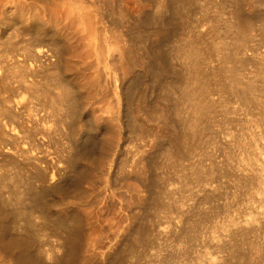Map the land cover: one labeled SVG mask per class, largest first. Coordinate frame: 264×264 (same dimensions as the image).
<instances>
[{
	"label": "rangeland",
	"instance_id": "obj_1",
	"mask_svg": "<svg viewBox=\"0 0 264 264\" xmlns=\"http://www.w3.org/2000/svg\"><path fill=\"white\" fill-rule=\"evenodd\" d=\"M181 1L183 2L184 0H0V16L2 17H0V68L3 65L8 66H6L5 69L3 68V73V69L1 68L2 70H0V106L2 105L0 107V199L2 201V205H0V208L2 210H5L6 208V210L4 211L6 212L5 217L3 218L6 225L2 224V222L0 224L4 225L3 231L4 235L7 238L14 236L16 233L17 236H23H19L21 238L27 237L28 240L25 239V249H30V251L28 250V253L29 255L32 254L31 261H34V264H42V262H44L43 260H45L44 264L54 263L56 261V258L64 252L63 250H65V248L63 240L65 239L66 231L63 230H66V225L62 224L63 219H58L59 215L62 213H65L66 216L68 213V220L65 221H68L67 223L75 226L76 231L79 230L76 233L78 237L76 238L75 236L74 248L77 250V252L75 251V249H72V253H74L75 251V253L77 254H73V260L71 256L72 263L70 262V264H228L227 261H230V264H264V95H262L264 93V88H262L264 87V60H262V58H264V51L262 49L264 47V0H189V2H187L188 0H185L183 4L181 3L182 5L180 4ZM166 2L169 4H167ZM234 8L235 10H233ZM159 9L163 10L160 11ZM177 9L179 10V12ZM181 10L184 11L182 12V15H185L184 18L187 15V19L185 18L186 20H184L186 22L183 21L184 18L181 15ZM234 11H236V13ZM231 12L234 14H232ZM148 14L151 16H147ZM163 15L165 18L163 17ZM168 16L170 19L173 17V20H169ZM242 16H244L245 18ZM156 17L158 18V20ZM149 18L152 21H155V23L150 21ZM163 18L166 21H164ZM156 20L159 23L156 22ZM159 20H161L162 23H160ZM149 21L152 23H150ZM245 21H249L250 23ZM174 22H176L177 24L179 22V24L177 25ZM180 22L184 25V27H182V24V26L180 25ZM244 22L248 25L246 26ZM143 23L144 27L142 25ZM149 23L151 26L149 25ZM164 23L168 24V26ZM185 23L187 26H185ZM163 24L165 26H163ZM173 24L174 26H176L175 28L172 26ZM229 25H231L230 27L235 28L231 29ZM171 26L172 29H168ZM179 26H181V29ZM177 27L179 28L177 29ZM244 28L245 30H242ZM134 29L137 30V33ZM161 30L166 36L162 34V32H160ZM218 30L220 33L218 32ZM139 32H141V34H139L140 37L138 36ZM193 33H197L198 35H196L198 37L196 35L194 36ZM223 33L224 35H221ZM225 33L227 34V36ZM232 34H234V36H231ZM253 34L257 36H255L256 40L255 37L253 38ZM190 36H192L193 38L191 39ZM222 36H226L225 39H223ZM235 36H237L236 39ZM239 36L241 37V39H245L241 40ZM180 37H183L182 40H185L186 38L187 40L182 41ZM216 37L218 39H221L220 43L223 41V44H220L219 41H217ZM251 37L252 40H250ZM188 38L191 41H188ZM257 38H260L259 41H257ZM208 40H210L209 42L212 41L211 44L213 43V45L217 43V46L219 45V48L216 46V44L214 45V47L213 45H209ZM228 40L229 43L227 42ZM233 40L235 41V43ZM247 40H249L250 42H246ZM195 41H197L195 43L196 45L193 44ZM180 42L182 43L179 44ZM225 42L227 45L225 44ZM251 42L253 45H251ZM185 43L187 44L185 45ZM204 43H207L205 44V46L207 45V47H204L207 48L205 49L206 51L203 48ZM239 43L240 45L246 43V46H248V48L251 47L247 49L249 52H246V56L249 59L247 61L249 62H244L245 60L243 61V63L241 62V60L240 62H238L239 59L237 57L238 55L236 50L240 46ZM9 44L10 46H8ZM190 44L191 47L192 45H194L195 48L194 46L191 48ZM235 44L237 45L235 46ZM179 45L185 47H181ZM38 46H43V54H37V52H39L38 50L41 49V47L38 48ZM150 46L152 49H150ZM228 46L233 52L230 50V48H228ZM232 46H234L235 48ZM253 46H255L256 48L254 47L252 49ZM182 48L184 50L187 48L188 52H186L188 54H191V57H187L188 59L186 58L185 61L182 58H185L188 54L185 51L183 53ZM213 48L215 49V51L213 50ZM226 48L229 49V51ZM223 49H226L225 52ZM192 50L193 52H191ZM9 51L12 53H10ZM194 51L195 53L198 51V54L196 53L195 55ZM259 51L262 52V55L261 52L259 53ZM150 52L156 55H152ZM212 52L214 53L213 56ZM253 52L254 54H252ZM255 52L259 54L257 55ZM202 53L204 54V56ZM207 53L210 54L208 55ZM9 54H11L9 57L6 56ZM21 54L23 55V57ZM162 54V60L164 62L160 59ZM181 54L185 55L181 56ZM200 54L201 57L199 56ZM2 55H4V57ZM205 55L207 56L206 58ZM221 55L223 57H220ZM256 56L260 60L256 58ZM24 57H26L25 61ZM152 57L154 58L153 66H151ZM233 57L234 60H232ZM14 58H17L18 60ZM5 60L8 62H5ZM156 60L159 61L156 63ZM187 60H191V62ZM206 60L208 67H206L207 65H205ZM213 60L215 63L213 62ZM15 61L16 63H18V65L16 63H13ZM4 62L5 64H3ZM20 62H22L23 64ZM162 62L164 63V65ZM194 62H196V65H193ZM199 62L200 64L198 65ZM226 62H228L229 64H227ZM237 62L240 63V67ZM255 62H257V65H259V67L256 66ZM32 64L34 65V67ZM37 64L39 65V67ZM154 65H157L158 68ZM214 65L216 66L214 67ZM219 65H222L221 68H224L225 70H220L221 68L219 67ZM243 65L245 68L242 67ZM246 65L248 66L246 67ZM16 66L19 69L16 68ZM217 66L219 70L216 68ZM235 66H237L238 68H236ZM23 67L26 70H28V67H30L29 71H26ZM254 67L256 68V70ZM35 68L39 69L36 70ZM204 68H206V70L211 69V71L208 70V72H206ZM227 68L229 69V72ZM185 69L187 71H185ZM188 69L191 74H194L190 75ZM234 69L236 70V72ZM150 70L153 72L151 73ZM201 70H203L202 74L200 73ZM253 70L256 73L253 72ZM259 70L262 72H260ZM17 71H20L19 74ZM204 71L205 74H203ZM237 71L239 74L237 73ZM244 71H246V74L243 73ZM5 72L9 73L11 77H5L3 75L5 74ZM21 72L22 75L20 74ZM161 72H163L164 74L166 73V75ZM233 72L234 74H232ZM241 72L242 76H240ZM229 73L232 75L230 76ZM252 73H254V77ZM15 74H18L19 76H16ZM199 74L201 78H203L202 76L206 75L208 82L205 79L206 76L203 79H198V77H200ZM219 74L221 78H219L218 80ZM237 74L240 79L237 77ZM139 75L141 79H138ZM187 75L191 77H186ZM194 75L198 76L195 77ZM28 76L31 77L29 78ZM135 76L137 77L138 81H136L137 79ZM2 77L4 79H2ZM170 77L171 80H169ZM251 77L252 80L250 84V80L248 79H251ZM28 78L29 80H32L30 81V83ZM194 78H197L199 81H195ZM200 79L204 82L202 81L201 83ZM19 81H25L27 84H22V82ZM261 81H263L262 84ZM1 82L3 84H1ZM8 82L12 87L8 85ZM212 82H214L213 89ZM252 82L256 85H254L255 87L253 86V88L255 89L252 88ZM28 83L31 85V87ZM188 83L190 84V87ZM203 83L208 86H202ZM241 83L243 85H248L244 86L246 87L244 89ZM182 84L185 88H182V86H180ZM195 84L196 87H194ZM197 84H199L201 88L203 87L202 89L199 87V91L201 92L200 94L198 91L199 85L197 86ZM249 84L251 85V88ZM219 85L222 86L219 87ZM236 85L238 86L236 87ZM14 86L17 87L15 88ZM138 87L139 89H137ZM238 87L241 91L242 89L244 90V94L247 100L244 95V98L242 96L244 101L243 99H241V97H239L243 94V91L241 92ZM10 88L13 89L11 90ZM133 88L136 92L133 91ZM204 88L206 90H204ZM55 90L57 93H60L59 91L62 90H64L62 93L66 91L65 93L70 96L69 102H72L70 104L73 105L74 103V108L68 110V106H66V108L60 107L62 106V104H60L59 99L57 98L58 94L55 92ZM208 90L213 96L209 95L210 93L208 92ZM124 91L125 93H123ZM205 91H207L208 93ZM221 91H224V94H218ZM251 91L254 94H252ZM126 92H129V94H127ZM1 93L3 96L1 95ZM53 93H55L56 95ZM185 93L187 94V97ZM124 94L126 96V99H124ZM132 94L135 96L136 100ZM128 95H130L131 97H129ZM136 95L138 96L136 97ZM252 95L256 96L253 97ZM257 95L260 98L257 97ZM7 96H9V98H7ZM201 96H203L204 98ZM206 96L212 99H208ZM233 96H235L236 100L233 98ZM251 96L253 98L251 99V101H249ZM52 97H55V99ZM187 98H189V100L191 99V105ZM10 99L12 100L10 101ZM180 99H182L183 102ZM253 99H255L256 101ZM54 100L58 103H54ZM124 100L128 101V103ZM137 100L138 102H136ZM205 100L208 101V103ZM211 100H213L214 103ZM12 101L16 102L13 103ZM193 101L195 102L196 106L194 105ZM209 101L212 105L209 104ZM226 101H229L230 105L224 103ZM6 102L7 105H5ZM17 102L20 103L18 104V106ZM180 103L182 105H180ZM184 103H186L187 105V107L185 108L183 107ZM197 103H199L198 105H202L203 107L197 106ZM218 103L221 104L219 105ZM213 104L218 105L214 106ZM234 104H237V106L234 107ZM246 104H248L249 106H246ZM231 105L232 108L229 107ZM238 105H242V107H239ZM10 106L11 108L9 109ZM37 106L39 108L41 107V109H39ZM51 106H54V108ZM140 106L141 108H137ZM178 106H180V108ZM219 106L225 107V109ZM29 107H32V109H30ZM144 107H147L149 110L147 108L145 110ZM165 107L168 108H166V111L171 114V119L169 118L170 114L163 109ZM208 107H210V109ZM226 107L228 108L226 109ZM26 108H29L28 111L31 110L32 112H28ZM194 108H200V110L198 109L196 111H193L195 110ZM2 109H5L4 112L2 111ZM22 109L26 112L25 113L23 111L25 115L22 112ZM49 109L51 110V112L53 111V113H51ZM141 109L144 111V113ZM154 109L156 110V112L158 111V114L159 111H163L162 113L160 112V114L163 116H161L160 114H157V116L155 114L156 112H153L155 111ZM177 109L179 112H181V114L182 111L184 112L182 116L181 114L179 115ZM206 109L209 112H207ZM228 109L230 111H228L227 113L226 110ZM215 110H218V112H220H215ZM34 111L36 113H34ZM41 111L43 112L42 114ZM44 111L46 113L48 112L49 116L48 113L46 115ZM58 111H61V113H59ZM141 111L143 114H141ZM187 111L189 112V114L186 113ZM54 112L56 113L54 114ZM203 112L205 116L206 114L209 115L210 118L208 117V115L206 116V118L208 117L209 120L205 119V117L202 118ZM146 113H148L149 116L146 115ZM152 113H154V115ZM185 113L186 115H184ZM196 113L199 115H197ZM200 113L202 115H200ZM132 114L134 116H131ZM226 114L228 117L226 116ZM176 115H179V118ZM68 116H71V118H69ZM159 116L161 117L159 118ZM190 116L193 118H191ZM18 117L20 118V120ZM127 117L132 122H130ZM148 117L152 118L151 123L149 121V119L151 118L148 119ZM226 117L229 119H227ZM21 118H25V120H22ZM42 118L46 119L43 120ZM133 118H135L136 120ZM161 118L166 119L163 120ZM188 118L191 119V122H188L189 124L187 123V121L189 120ZM211 118H215L216 120H212ZM165 120L169 121H167V123L165 124ZM66 121L68 122L66 123ZM196 121L197 125L194 124L192 126V122L195 123ZM207 121L210 123H208ZM170 122L172 124H170ZM218 122L219 124L218 126H216ZM220 123L222 125H220ZM131 124L134 128L131 126ZM30 125L33 126L34 129L33 127H30ZM146 125L149 126L148 128L151 127L152 129L150 128L149 130H146L148 129ZM186 125L187 127L191 125L190 127H188L190 129H187V127L184 128ZM203 125H205V127L207 128L209 126L210 129L203 128ZM70 126L71 130L69 129ZM215 126L220 127L221 130H219V128H215ZM42 128L43 130L45 129L44 132L43 130H41ZM137 128L141 129L138 130ZM27 129H30V133L26 131ZM35 129L38 131H35ZM53 129L56 131L58 130V132L60 133L56 131L54 132ZM153 129H155L156 131ZM165 129L167 130L165 131ZM212 130L214 131L211 132ZM137 131L139 132L137 133ZM168 131L171 133V135L170 133H168ZM187 131H189V133ZM216 131L218 132V134L220 133L219 137ZM73 132L75 133L73 134ZM142 132L145 133L146 136ZM154 132L157 135L156 138ZM214 132L216 133L214 134ZM182 133H187V135H182L181 137ZM8 134H10L11 136H9ZM25 134L27 136H25ZM40 134L43 137L40 136ZM52 134L54 137L52 136ZM72 135H74L73 137L76 138L71 139L73 138ZM214 135L216 139H213ZM18 136L24 141H22ZM37 136H39L40 138ZM59 136L60 138H58ZM69 136L71 138H69ZM191 136L192 140L190 138ZM29 137L30 140L27 139ZM166 137L170 138L168 139ZM43 138L45 139L44 141ZM161 138H163L164 140ZM175 138H179V140H176ZM18 139H20L21 141ZM51 139H55V141H51ZM83 139L84 142H86L85 144L83 142ZM147 139L149 141H145ZM187 139L189 142L187 141ZM15 140L17 141V143L15 142ZM25 141H28V144ZM75 141L77 142V145ZM181 141L186 143L187 145H184V143H182ZM190 141L192 144L190 143ZM45 142H47L48 144ZM78 142L79 144L81 143V147L80 145L78 146ZM51 143L53 146L51 145ZM59 143L61 144L59 145ZM25 144H27L28 146ZM18 145L20 146L18 147ZM182 145H184V147ZM69 146H71L72 148ZM168 146H170L171 149ZM185 146H188L187 149L185 148ZM11 147L14 148L12 149ZM36 147L38 148L36 149ZM173 148H175L176 150ZM73 149L76 150L74 151ZM20 150H26L27 152L22 155V152ZM78 150L79 153L76 152ZM171 150L175 154V157L172 156L174 154L171 153ZM32 151H34V153ZM45 151L47 153H45ZM73 151L78 154L76 155ZM193 151L196 156L194 155ZM80 153H82L85 158L82 156V154L80 155ZM37 154L42 155H40V157ZM65 154H67V156H64ZM59 155L61 157H59ZM78 155L81 156V158ZM181 155L183 158H181ZM185 155L188 158L184 157ZM73 156L76 157V160ZM45 157L47 158L45 159ZM67 157L69 158V160ZM31 158L35 159L32 160ZM78 158L81 160V162L80 160L77 161ZM26 159L29 160L27 161ZM180 159L183 160L180 161ZM44 160H46L47 162ZM78 162H80L79 164L81 165L83 164V167L77 164ZM87 163L89 164L85 165ZM63 164H65V166ZM210 164L212 165L210 166ZM84 165L87 166L85 170L86 173L84 172ZM208 166L210 168L209 170L207 169ZM55 167L57 170L55 169ZM62 167L64 168L62 169ZM195 167L198 169H196ZM38 168L40 169V171ZM77 168H79L78 174L76 173ZM35 171L40 172L41 174H36ZM51 173H53V176L51 175ZM41 175H43L42 178ZM63 175H65L66 177H63ZM207 175L209 176V178ZM261 176L263 178H260ZM67 177H69L70 179ZM43 179L45 182L43 181ZM28 180L31 184L28 182ZM32 180L35 182H33ZM59 180H61L60 183ZM67 180H69V183ZM57 184L63 185V187L59 186V189L57 188ZM47 185L48 187L46 188ZM21 186L24 188L22 189ZM25 188L27 189L25 190ZM29 188L31 189V191ZM40 189L42 191L44 190V195H40L38 199H40V202L44 201L45 205L49 207L46 211H42L40 207H37L35 203H33L37 199L36 197L34 198V196L36 194H40ZM46 189L48 190L46 191ZM54 189H56L57 192ZM23 190L25 191L22 193ZM14 191H16L17 193ZM26 191H29L30 194ZM64 191L66 192V194H64ZM48 192L49 194H46ZM22 194L24 195L22 196ZM17 195L21 197L19 198V196ZM9 196L12 198H10ZM6 197L10 198L11 201ZM17 197L18 199H16ZM13 201H16L17 203H13ZM22 203L24 205H22ZM31 203L34 205H32ZM8 204H11L10 207H8ZM18 204L22 206L19 207ZM16 211L20 212L17 213ZM23 212L25 213L24 215L26 217L23 215ZM47 212H49V214ZM16 215L18 216V218ZM20 215H22L21 218ZM11 217L13 220L10 221ZM5 219L7 220V222ZM249 219L252 221H248ZM257 219H261L262 222L258 221ZM245 221H247V223L250 222V226L247 223V225H245V223L243 225H240ZM256 221L260 222V225L259 223H256ZM7 223H9V225ZM50 223L52 224L50 225ZM74 223L76 225L78 224L77 226L79 227H77ZM30 224L31 226H29ZM255 224H258L259 226H256ZM251 225H255L256 227H253ZM5 226L8 227L5 228ZM238 226H241V228L243 226V228L241 229L242 232H240V230L238 229L240 227ZM249 227H252L253 229ZM245 229L247 231H245ZM6 230H8L9 232ZM6 232L7 234H5ZM10 233H12V235H10ZM224 237L226 238V240L224 239V242H222ZM27 241L30 242L28 243ZM78 246L80 251L77 249ZM234 247H236V249ZM0 248V261L5 260V263L2 261V264H18L17 260H14V258L16 259V257L13 255V253L10 254L5 248H3L2 244L0 245ZM232 249L233 252L231 251ZM234 251L236 252V254L234 253ZM229 252L235 256H229ZM33 255H35L36 257ZM74 255L78 256L75 257ZM214 257L217 260L214 259ZM219 257L221 260L219 259ZM36 260L40 261L36 262ZM211 260L212 262H210Z\"/></svg>",
	"mask_w": 264,
	"mask_h": 264
},
{
	"label": "bare ground",
	"instance_id": "obj_2",
	"mask_svg": "<svg viewBox=\"0 0 264 264\" xmlns=\"http://www.w3.org/2000/svg\"><path fill=\"white\" fill-rule=\"evenodd\" d=\"M179 1H180V0H179ZM184 1H185V0H184ZM184 1H183V2L181 1L180 4H181V3L183 4ZM187 2H189V0H188ZM166 3H167V2H166ZM166 3H165V4H166ZM167 4H169V3H167ZM182 4H181V5H182ZM185 4H186V3H185ZM189 4H190V3H189ZM238 4H239V2H238ZM186 5H187V4H186ZM164 6H165V5H164ZM168 6H170V5H168ZM234 6H235V5H234ZM183 7H184V6H183ZM237 7H238V6H237ZM161 8H163V7H161ZM164 8H165V7H164ZM167 9H168V8H167ZM167 9H166V10H167ZM179 9H180V8H179ZM184 9H185V8H184ZM240 9H241V8H240ZM159 10H160V9H159ZM159 10H158V11H159ZM161 10H163V9H161ZM161 10H160V11H161ZM177 10H178V9H177ZM233 10H235V8H234ZM233 10H232V12H233ZM237 11H238V9H237ZM165 12H166V11H165ZM178 12H179V10H178ZM178 12H177V13H178ZM182 12H184V11L181 10V15H182ZM232 12H231V13H232ZM234 12L236 13V11H234ZM161 14H162V12H161ZM178 14H179V13H178ZM232 14H234V13H232ZM241 14H242V13H241ZM242 15H243V14H242ZM145 16H146V15H145ZM147 16H151V15L148 14ZM171 16H172V15H171ZM184 16H185V15H182L183 18H184ZM236 16H237V14H236ZM0 17H1V16H0ZM160 17H161V16H160ZM160 17H159V18H160ZM163 17H164V15H163ZM186 17H187V15H186ZM186 17H185V18H186ZM231 17H232V16H231ZM242 17H244V16H242ZM1 18H2V17H1ZM156 18H157V17H156ZM164 18H165V17H164ZM164 18H163V19H164ZM168 18H169V16H168ZM185 18L183 19V21L187 19V18H186V19H185ZM244 18H245V17H244ZM139 19H141V18H139ZM149 19H150V18H149ZM229 19H231V18H229ZM233 19H235V18H233ZM240 19H241V18H240ZM135 20H136V19H135ZM153 20H154V17H153ZM157 20H158V18H157ZM157 20H156V22H158ZM169 20L172 21V20H173V17H172L171 19L169 18ZM169 20H168V21H169ZM236 20H237V19H236ZM236 20H235V21H236ZM242 20H243V19H242ZM245 20H246V19H245ZM247 20H249V19H247ZM1 21H2V20H1ZM147 21H148V19H147ZM150 21H152V20L150 19ZM150 21H149V22H150ZM159 21H160V23H162L161 20H159ZM164 21H166V20L164 19ZM164 21H163V22H164ZM181 21H182V20H181ZM187 21H188V20H187ZM152 22L155 23V21H152ZM152 22H150V23H152ZM184 22H186V21H184ZM228 22H229V21H228ZM242 22H243V21H242ZM245 22H249V21H245ZM245 22H244V23H245ZM141 23H142V22H141ZM150 23H149V25H150ZM158 23H159V22H158ZM165 23H167V22H165ZM165 23H164V24H165ZM169 23H170V22H169ZM172 23H173V22H172ZM174 23H176V22H174ZM233 23H234V22H233ZM235 23H236V22H235ZM238 23H239V22H238ZM240 23H241V22H240ZM249 23H250V22H249ZM164 24H163V26H165V25L168 26V24H165V25H164ZM176 24H177V23H176ZM178 24H179V22H178ZM178 24H177V25H178ZM181 24H182V23L180 22V25H181ZM245 24H246V26L248 25L247 23H245ZM136 25H137V24H136ZM140 25H141V24H140ZM142 25H143V27H144V23H143ZM149 25H148V26H149ZM156 25H157V24H156ZM160 25H162V24H160ZM182 25H183V24H182ZM182 25H181V26H182ZM236 25H237V24H236ZM250 25H251V24H250ZM150 26H151V25H150ZM152 26H153V24H152ZM169 26H170V24H169ZM172 26H173L174 28L176 27V26H174V24H173ZM172 26H171L170 28H168V27H167V28H168V29H172ZM181 26H179L180 29H181ZM185 26H187L186 23H185ZM230 26H231V25H229V27H230ZM238 26H239V25H238ZM242 26H243V25H242ZM135 27H136V26H135ZM140 27H141V26H140ZM156 27H157V26H156ZM158 27H159V26H158ZM179 27H177V29H178ZM182 27H184V25H183ZM229 27H228V28H229ZM244 27H245V26H244ZM141 28H142V27H141ZM141 28H140V29H141ZM161 28H162V26H161ZM161 28H160V29H161ZM187 28H188V27H187ZM187 28H186V29H187ZM230 28L232 29V28H235V27H230ZM230 28H229V29H230ZM249 28H250V27H249ZM158 29H159V28H158ZM180 29H179V30H180ZM182 29H183V28H182ZM236 29H237V27H236ZM247 29H248V28H247ZM247 29H246V30H247ZM134 30H135V29H134ZM156 30H157V28H156ZM164 30H166V29H164ZM164 30H163V31H164ZM242 30H245V28L242 29ZM242 30H241V31H242ZM135 31H136V33H137V30H135ZM138 31H139V30H138ZM140 31H141V30H140ZM210 31H212V30H210ZM220 31H221V30H220ZM241 31H240V32H241ZM160 32H162V30H161ZM166 32H167V31H166ZM166 32H165V33H166ZM218 32H219V30H218ZM221 32H222V31H221ZM243 32H244V31H243ZM245 32H247V31H245ZM175 33H176V32H175ZM197 33H198V32H197ZM197 33H193L194 36H195ZM219 33H220V32H219ZM228 33H229V32H228ZM231 33H232V32H231ZM238 33H239V32H238ZM241 33H242V32H241ZM253 33H254V32H253ZM139 34H141V32L138 33V36H139ZM162 34H164V33L162 32ZM168 34H169V30H168ZM193 34H192V35H193ZM225 34H226V33H225ZM234 34H235V33H234ZM234 34H232L231 36H234ZM242 34H243V33H242ZM247 34H248V33H247ZM247 34H246V35H247ZM249 34H250V32H249ZM134 35H135V34H134ZM164 35H165V34H164ZM171 35H172V34H171ZM171 35H170V37H171ZM173 35H174V33H173ZM190 35H191V34H190ZM197 35H198V34H197ZM197 35H196V36H197ZM218 35H219V34H218ZM221 35H224V33L221 34ZM228 35H229V34H228ZM237 35H238V34H237ZM243 35H244V34H243ZM243 35H241V36H243ZM165 36H166V35H165ZM165 36H164V37H165ZM182 36H184V35H182ZM200 36H201V35H200ZM200 36H199V37H200ZM214 36H216V35H214ZM226 36H227V34H226ZM226 36H224V37L222 36V38L225 39ZM255 36H256V35L253 34V38H254ZM136 37H137V36H136ZM139 37H140V36H139ZM139 37H138V38H139ZM170 37H168V38H170ZM185 37H186V36H185ZM197 37H198V36H197ZM201 37H202V36H201ZM201 37H200V38H201ZM236 37H237V36H235V39H236ZM239 37H240V36H239ZM244 37H245V36H244ZM246 37H247V36H246ZM256 37H257V36H256ZM256 37H255V40H256ZM261 37H262V36H261ZM263 37H264V36H263ZM180 38H181V40H182L183 37H180ZM190 38L192 39L193 37L190 36ZM216 38H217V37H216ZM228 38H229V37H228ZM247 38H248V37H247ZM195 39H196V38H195ZM195 39H193V40H195ZM204 39H205V38H204ZM223 39H222V40H223ZM237 39H238V38H237ZM240 39H241V37H240ZM240 39H239V40H240ZM243 39H245V38H243ZM243 39H241V40H243ZM259 39H260V38H259ZM259 39L257 38V41H259ZM262 39H263V38H262ZM262 39H261V41H262ZM179 40H180V39H179ZM181 40H180V41H181ZM183 40H184V39H183ZM183 40H182V41H183ZM185 40H187V38H186ZM185 40H184V41H185ZM193 40H192V41H193ZM196 40H197V39H196ZM199 40H201V39H199ZM206 40H207V39H206ZM206 40H205V41H206ZM220 40H221V39H218V38H217V41H219V43H220ZM226 40H227V38H226ZM231 40H232V37H231ZM241 40H240V41H241ZM250 40H252V37L250 38ZM188 41H191V40H189V38H188ZM205 41H204V42H205ZM209 41H210V40H208V42H209ZM215 41H216V40H215ZM217 41H216V42H217ZM233 41H234V40H233ZM240 41H239V42H240ZM244 41H245V40H244ZM253 41H254V39H253ZM253 41H252V42H253ZM261 41H260V43H261ZM196 42H197V41H195L193 44H195ZM211 42H212V41H211ZM211 42H209V45H213V43L211 44ZM227 42L229 43V40H228ZM231 42H232V41H231ZM246 42H250V41L247 40ZM252 42H251V45H253ZM255 42H256V41H255ZM181 43H182V42H180L179 44H181ZM190 43H191V42H190ZM199 43H200V42H199ZM214 43H215V42H214ZM221 43L223 44V41H222ZM221 43H220V44H221ZM234 43H235V41H234ZM242 43H243V42H242ZM242 43H241V44H242ZM262 43H263V41H262ZM183 44H184V43H183ZM183 44H182V45H183ZM186 44H187V43H185V45H186ZM205 44H207V43H204L203 48H204V47H207V45L205 46ZM215 44H216V46H217V43H215ZM215 44H214V45H215ZM225 44H226V42H225ZM182 45H179V46H181V47H185V46H182ZM195 45H196V44H195ZM197 45H198V44H197ZM214 45H213V47H214ZM226 45H227V44H226ZM226 45H225V46H226ZM230 45H231V44H230ZM232 45H233V43H232ZM236 45H237V44H235V46H236ZM239 45H240V43H239ZM248 45H249V44H248ZM258 45H260V44H258ZM8 46H10V44H9ZM188 46H189V45H188ZM193 46H194V45H192V47H193ZM198 46H199V45H198ZM220 46H221V45H220ZM256 46H257V45H256ZM40 47H41V49H39V50H38L39 52H37V54H39V55L42 53V47H43V46H38V48H40ZM190 47H191V44H190ZM192 47H191V48H192ZM217 47L219 48V45H218ZM223 47H224V45H223ZM232 47H234V46H232ZM237 47H238V46H237ZM254 47H255V46H253L252 49H253ZM259 47H260V46H259ZM12 48H13V46H12ZM148 48H149V47H148ZM153 48H154V47H153ZM188 48H189V47H188ZM194 48H195V46H194ZM194 48H193V50H194ZM197 48H198V47H197ZM220 48H221V47H220ZM228 48H230V47L228 46ZM234 48H235V47H234ZM249 48H251V47H249ZM249 48H248V46H246V43L240 45V46L237 48L236 51H237V55H238L237 57H238V59H239L238 62H240V60H241L242 63H243L244 60H245L244 62H249V61H247V60H249V59H248L247 56H246V52L248 51L247 49H249ZM255 48H256V47H255ZM260 48H261V47H260ZM260 48H258V49H260ZM44 49H46V48H44ZM150 49H152L151 46H150ZM155 49H156V48H155ZM182 49H183V48H182ZM201 49H202V47H201ZM201 49H200V50H201ZM205 49H207V48H204V50H205ZM209 49H210V48H209ZM211 49H212V48H211ZM226 49H227V48H226ZM226 49H223L224 52H225ZM258 49H257V51H258ZM262 49H263V51H264V47H263ZM4 50H5V48H4ZM8 50H9V49H8ZM15 50H16V49H15ZM36 50H37V48H36ZM156 50H157V49H156ZM159 50H160V49H159ZM193 50H192L191 52H193ZM213 50L215 51L214 48H213ZM216 50H217V49H216ZM227 50L229 51V49H227ZM230 50H231V48H230ZM10 51H11V50H10ZM10 51H9V52H10ZM43 51H44V50H43ZM150 51H151V50H150ZM154 51H155V50H154ZM184 51L186 52V51H187V48H186L185 50L183 49V53H184ZM205 51H206V50H205ZM209 51H210V50H209ZM220 51H221V49H220ZM228 51H227V52H228ZM231 51H232V50H231ZM231 51H230V54H231ZM250 51H251V50H250ZM253 51H254V50H253ZM255 51H256V49H255ZM34 52H35V51H34ZM34 52H33V53H34ZM45 52H46V51H45ZM187 52H188V51H187ZM187 52H186V53H187ZM189 52H190V51H189ZM197 52H198V51H197ZM197 52H196V53H197ZM232 52H233V51H232ZM234 52H235V51H234ZM248 52H249V51H248ZM260 52H261V51H259V53H260ZM7 53H8V52H7ZM10 53H12V52H10ZM150 53L152 54V52H150ZM156 53H157V51H156ZM158 53H161V52H158ZM194 53H195V51H194ZM196 53H195V55H196ZM205 53H206V52H205ZM235 53H236V52H235ZM255 53H256V52H255ZM259 53H256V54L258 55ZM5 54H6V53H5ZM5 54H4V55H5ZM15 54H16V52H15ZM42 54H43V53H42ZM187 54H188V53H187ZM197 54H198V53H197ZM202 54H203V53H202ZM207 54H208V53H207ZM209 54H210V53H209ZM209 54H208V55H209ZM213 54H214V53L212 52V56H213ZM218 54H219V53H218ZM220 54H221V53H220ZM223 54H224V53H223ZM223 54H222V55H223ZM248 54H249V53H248ZM252 54H254V52H253ZM4 55H2V56L4 57ZM10 55H11V54L6 55V56L9 57ZM13 55H14V53H13ZM17 55H18V54H17ZM19 55H20V54H19ZM21 55H22V54H21ZM32 55H33V54H32ZM35 55H36V54H35ZM152 55H156V54H152ZM152 55H151V56H152ZM183 55H185V54H181V56H183ZM190 55H191V54H188L185 58H182V59H184V61H185V59H186L187 57H189ZM195 55H193V56H195ZM222 55H221L220 57H223ZM226 55H227V53H226ZM226 55H224V56H226ZM261 55H262V52H261ZM261 55H260V56H261ZM263 55H264V53H263ZM6 56H5V57H6ZM15 56H16V55H15ZM15 56H13V57H15ZM33 56H34V55H33ZM33 56H32V57H33ZM41 56H42V55H41ZM45 56H46V55H45ZM157 56H158V55H157ZM162 56H163V54L161 55V58L159 57L161 60H162ZM193 56H192V57H193ZM199 56L201 57V54H200ZM203 56H204V54H203ZM215 56H216V55H215ZM215 56H214V58H215ZM217 56H218V55H217ZM249 56H251V55H249ZM0 57H1V56H0ZM22 57H23V55H22ZM35 57H36V56H35ZM37 57H40V56H37ZM46 57H47V56H46ZM190 57H191V56H190ZM200 57H199V58H200ZM206 57H207V56L205 55V58H206ZM218 57H219V56H218ZM234 57H235V56H234ZM234 57L232 58V60H234ZM17 58H18V57H17ZM17 58H14V59H17ZM197 58H198V56H197ZM203 58H204V57H203ZM203 58H202V59H203ZM209 58H210V56H209ZM235 58H236V57H235ZM246 58H247V59H246ZM252 58H253V57H252ZM252 58H251V59H252ZM256 58H258V57L256 56ZM18 59H19V58H18ZM18 59H17V60H18ZM25 59H26V57H24V61H25ZM35 59H36V58H35ZM35 59H33V60H35ZM43 59H44V57H43ZM153 59H154V58L152 57V59H151V60H152V63H151L152 65H151V66H153ZM155 59H156V57H155ZM157 59H158V58H157ZM187 59H188V58H187ZM189 59H190V58H189ZM193 59H194V58H193ZM253 59H254V58H253ZM253 59H252V60H253ZM258 59H259V58H258ZM2 60H3V59H2ZM6 60H7V59H6ZM6 60H5V62H8V61H6ZM8 60H9V59H8ZM12 60H13V58H12ZM12 60H11V61H12ZM17 60H16V61H17ZM36 60H37V59H36ZM191 60H192V58H191ZM191 60H187V61H190V62H191ZM196 60H199V59H196ZM203 60H204V59H203ZM209 60H210V59H209ZM211 60H212V58H211ZM216 60H217V59H216ZM225 60H226V59H225ZM227 60H228V59H227ZM236 60H237V59H236ZM259 60H260V59H259ZM262 60H264V58H262ZM0 61H1V60H0ZM16 61L13 62V63H16ZM39 61H40V59H39ZM46 61H47V60H46ZM46 61H45V62H46ZM158 61H159V60H158ZM158 61L156 60V63H157ZM162 61H163V60H162ZM193 61H194V60H193ZM200 61H201V59H200ZM218 61H219V60H218ZM5 62H4L3 64H5ZM27 62H28V61H27ZM35 62H36V61H35ZM150 62H151V61H150ZM163 62H164V61H163ZM163 62H162V63H163ZM197 62H198V61H197ZM203 62H205V61H203ZM203 62H201V63H203ZM208 62H209V61H208ZM213 62H214V60H213ZM220 62H221V61H220ZM222 62H225V61H222ZM238 62H237V63H238ZM253 62H254V61H253ZM257 62H259V61H257ZM257 62H255V63H256V66L259 67V65H257ZM13 63H12V65H13ZM20 63H22V62H20ZM43 63H44V60H43ZM43 63H42V64H43ZM154 63H155V62H154ZM160 63H161V62H160ZM184 63H185V62H184ZM186 63H187V62H186ZM195 63H196V62H194L193 65H194ZM210 63H211V62H210ZM214 63H215V62H214ZM214 63H213V64H214ZM217 63H218V62H217ZM226 63L229 64L228 62H226ZM226 63H224V64H226ZM255 63H253V64H255ZM263 63H264V61H263ZM0 64H1V63H0ZM3 64H2V65H3ZM9 64H10V62H9ZM16 64L18 65V63H16ZM22 64H23V63H22ZM28 64H29V63H28ZM33 64H34V63H33ZM33 64H32V65H33ZM45 64H46V63H45ZM188 64H189V63H188ZM188 64H187V65H188ZM191 64H192V63H191ZM199 64H200V62L198 63V65H199ZM211 64H212V63H211ZM211 64H210V65H211ZM220 64H221V63H220ZM224 64H223V65H224ZM245 64H246V63H245ZM248 64H249V63H248ZM250 64H252V63H250ZM260 64H261V63H260ZM20 65H21V64H20ZM30 65H31V64H30ZM37 65H38V64H37ZM159 65H160V64H159ZM163 65H164V63H163ZM187 65H186V66H187ZM193 65H192V67H193ZM195 65H196V64H195ZM198 65H197V67H198ZM202 65H203V64H202ZM205 65H207V60H206ZM232 65H233V64H232ZM235 65H236V64H235ZM238 65H239V67L241 66L240 63H238ZM6 66H7V65H3V66H1V68H2V69H3V68L5 69ZM23 66H24V65H23ZM42 66H44V65H42ZM154 66H157V65H154ZM215 66H216V65H214V67H215ZM221 66H222V65H219L220 68H221ZM226 66H227V65H226ZM230 66H231V62H230ZM247 66H248V65H246V67H247ZM256 66H255V67H256ZM7 67H8V66H7ZM19 67H20V66H19ZM30 67H31V66H30ZM30 67H28V70H26L24 67H23V68H24L26 71H29V68H30ZM33 67H34V65H33ZM36 67H37V66H36ZM38 67H39V65H38ZM188 67H189V66H188ZM188 67H186V68H188ZM194 67H195V66H194ZM199 67H200V66H199ZM206 67H208V65H207ZM210 67H211V66H210ZM210 67H209V68H210ZM212 67H213V66H212ZM227 67H228V66H227ZM235 67L238 68L237 66H235ZM235 67H234V68H235ZM242 67L245 68L244 65H243ZM255 67H254V68H255ZM261 67H262V66H261ZM1 68H0V70H2ZM9 68H10V67H9ZM11 68H12V67H11ZM16 68H18V67L16 66ZM21 68H22V67H21ZM21 68H20V69H21ZM26 68H27V67H26ZM148 68H149V67H148ZM157 68H158V66H157ZM190 68H191V65H190ZM190 68H189V69H190ZM195 68H196V67H195ZM216 68L218 69V66H217ZM228 68H229V67H228ZM228 68H227V69H228ZM231 68H232V67H231ZM251 68H252V67H251ZM4 69L2 70V73L4 72ZM12 69H13V68H12ZM14 69H15V68H14ZM18 69H19V68H18ZM31 69H32V68H31ZM35 69H36V68H35ZM38 69H39V68H38ZM38 69H36V70H38ZM163 69H164V68H163ZM165 69H166V67H165ZM165 69H164V70H165ZM189 69H188V71H189ZM192 69H193V68H192ZM201 69H202V68H201ZM204 69L206 70V68H204ZM204 69H203V70H204ZM212 69H213V68H212ZM217 69H216V70H217ZM222 69L225 70L224 68H221L220 70H222ZM246 69H247V68H246ZM252 69H253V68H252ZM258 69H259V68H258ZM15 70H16V69H15ZM151 70H152V67H151ZM151 70H150V72L152 73L153 71H151ZM153 70H154V69H153ZM155 70H157V69H155ZM158 70H160V69H158ZM199 70H200V69H199ZM203 70H201V72H200L201 74H202V71H203ZM208 70H209V69H207L206 72H208ZM218 70H219V69H218ZM234 70H235V69H234ZM255 70H256V68H255ZM263 70H264V69H263ZM8 71H9V70H8ZM11 71H12V70H11ZM30 71H31V70H30ZM162 71H163V70H162ZM185 71H187V70L185 69ZM191 71H192V70H191ZM209 71H211V69H210ZM213 71H214V70H213ZM213 71H212V72H213ZM226 71H227V70H226ZM231 71H232V70H231ZM248 71H249V70H248ZM259 71H260V70H259ZM0 72H1V71H0ZM6 72H7V71H6ZM6 72H5V74H3V75H4L5 77H8V76L11 77V76L9 75V73H6ZM17 72H18V74H19L20 71H17ZM35 72H37V71H35ZM35 72H34V73H35ZM154 72H155V71H154ZM165 72H166V71H165ZM189 72H190V71H189ZM192 72H193V71H192ZM216 72H217V71H216ZM219 72H220V71H219ZM224 72H225V71H224ZM228 72H229V69H228ZM235 72H236V70H235ZM245 72H246V71H244L243 73H245ZM253 72H255V71L253 70ZM260 72H262V71H260ZM10 73H11V72H10ZM24 73H25V72H24ZM151 73H150V74H151ZM159 73H160V72H159ZM159 73H158V74H159ZM161 73H163V72H161ZM166 73H167V72H166ZM166 73H165V74L163 73V74L166 75ZM186 73H187V72H186ZM217 73H218V72H217ZM217 73H216V74H217ZM225 73H226V72H225ZM230 73H231V72H230ZM230 73H229V74H230ZM237 73H238V71H237ZM250 73H251V72H250ZM250 73H249V75H250ZM255 73H256V72H255ZM257 73H258V71H257ZM18 74H17V75H18ZM20 74L22 75V72H21ZM153 74H154V73H153ZM163 74H162V75H163ZM187 74H188V73H187ZM193 74H194V73L191 74V72H190V75H193ZM196 74H197V73H196ZM203 74H205V71H204ZM209 74H210V73H209ZM226 74H227V73H226ZM226 74H225V75H226ZM232 74H234V72H233ZM232 74H230V76H231ZM238 74H239V73H238ZM238 74H237V77H238ZM245 74H246V73H245ZM245 74H244V75H245ZM252 74H253V77H254V76H255L254 73H252ZM262 74H263V73H262ZM13 75H14V73H13ZM15 75H16V74H15ZM17 75H16V76H17ZM23 75H25V74H23ZM26 75H27V74H26ZM33 75H34V74H33ZM134 75H135V74H134ZM137 75H138V74H137ZM137 75H136V76H137ZM184 75H185V74H184ZM213 75H214V74H213ZM222 75H223V74H222ZM256 75H257V74H256ZM259 75H260V74H259ZM1 76H2V74H1ZM16 76H14V77H16ZM18 76H19V75H18ZM34 76H35V75H34ZM136 76H135V77H136ZM157 76H158V75H157ZM160 76H161V75H160ZM160 76H159V77H160ZM194 76H195V75H194ZM197 76H198V75H197ZM197 76H195V77H197ZM199 76H200V74H199ZM205 76H206V75H205ZM205 76H202V77L204 78ZM215 76H216V75H215ZM215 76H214V77H215ZM233 76H234V75H233ZM240 76H242V72H241V75H240ZM246 76H247V75H246ZM257 76H258V75H257ZM260 76H261V75H260ZM12 77H13V76H12ZM23 77H24V76H23ZM28 77H29V76H28ZM30 77H31V76H30ZM30 77H29V78H30ZM32 77H33V76H32ZM60 77H61V76H60ZM154 77H156V76H154ZM179 77H180V75H179ZM179 77H178V78H179ZM186 77H189V76L187 75ZM190 77H191V76H190ZM190 77H189V78H190ZM209 77H212V76H209ZM214 77H213V78H214ZM217 77H218V76H217ZM243 77H244V76H243ZM261 77H262V76H261ZM263 77H264V76H263ZM263 77H262V78H263ZM20 78H22V77H20ZM20 78H18V79H20ZM29 78H28V80H29ZM168 78H169V77H168ZM192 78H193V77H192ZM199 78H201V76L198 77V79H199ZM203 78H201V79H203ZM219 78H221L220 74H219L218 80H219ZM223 78H224V77H223ZM225 78H226V77H225ZM231 78H232V77H231ZM233 78H234V77H233ZM238 78H239V77H238ZM245 78H246V77H245ZM249 78H250V77H249ZM262 78H261V79H262ZM0 79H1V78H0ZM2 79H4V78L2 77ZM26 79H27V78H26ZM31 79H32V78H31ZM134 79H135V78H134ZM136 79H137V77H136ZM136 79H135V80H136ZM138 79H141L140 75L138 76ZM138 79H137L136 81H138ZM182 79H183V78H182ZM184 79H185V78H184ZM196 79H197V78H194L195 81H199L198 79H197V80H196ZM201 79H200V82L202 83L203 80L201 81ZM205 79H206V81H207V76H206ZM228 79H229V78H228ZM228 79H227V80H228ZM239 79H240V78H239ZM239 79H238V80H239ZM242 79H243V78H242ZM247 79H248V78H247ZM247 79H246V81H247ZM257 79H258V78H257ZM15 80H16V79H15ZM169 80H171V77H170ZM173 80H174V79H173ZM189 80H190V79H189ZM191 80H192V79H191ZM208 80H209V79H208ZM214 80H215V78H214ZM218 80H217V81H218ZM221 80H222V79H221ZM221 80H220V81H221ZM248 80H250V84H251L252 77H251V79H248ZM263 80H264V78H263ZM6 81H7V79H6ZM13 81H14V80H13ZM16 81H17V80H16ZM16 81H15V82H16ZM30 81H32V80H29V83H30ZM181 81H182V80H181ZM184 81H185V80H184ZM212 81H213V80H212ZM215 81H216V80H215ZM233 81H234V80H233ZM241 81H242V80H241ZM241 81H240V82H241ZM255 81H256V80H255ZM9 82H10V80H9ZM9 82H8V85H9L10 87H12V86L9 84ZM19 82H22V84H23V83H24V84H27L25 81H24V82H23V81H19ZM134 82H135V81H134ZM192 82H193V81H192ZM203 82H204V81H203ZM207 82H208V81H207ZM228 82H229V81H228ZM237 82H238V81H237ZM257 82H258V81H257ZM262 82H263V81H261V84H262ZM29 83H28V84H29ZM136 83H137V82H136ZM176 83H177V82H176ZM178 83H179V82H178ZM181 83H182V82H181ZM186 83H187V82H186ZM190 83H191V82H190ZM198 83H199V82H198ZM213 83H214V82H212V89H213ZM218 83H219V82H218ZM220 83H221V82H220ZM223 83H224V82H223ZM223 83H222V84H223ZM234 83H236V82H234ZM246 83H247V82H246ZM248 83H249V82H248ZM252 83H253V82H252ZM1 84H3V83L1 82ZM12 84H13V82H12ZM188 84H189V83H188ZM199 84H200V83H199ZM199 84H197V86H198ZM209 84H210V83H209ZM215 84H216V83H215ZM228 84H229V83H228ZM228 84H227V85H228ZM230 84H231V83H230ZM232 84H233V82H232ZM237 84H238V83H237ZM241 84H242V83H241ZM250 84H249V86H250V88H251V85H250ZM258 84H260V83H258ZM263 84H264V83H263ZM4 85H5V84H4ZM6 85H7V84H6ZM14 85H15V84H14ZM29 85H30V84H29ZM203 85L208 86V85H206V84H204V83L202 84V86H203ZM223 85H224V84H223ZM225 85H226V82H225ZM247 85H248V84H247ZM247 85H243V84H242V87L245 89L246 87H244V86H247ZM254 85H255V84L253 83L252 88H253ZM2 86H3V85H2ZM2 86H1V87H2ZM9 86H8V88H9ZM24 86H26V85H24ZM57 86H58V85H57ZM177 86H178V85H177ZM180 86H182V88H185V87H183V84L180 85ZM217 86H218V84H217ZM221 86H222V85H221ZM221 86L219 85V87H221ZM237 86H238V85H236V87H237ZM249 86H248V87H249ZM255 86H256V85H255ZM255 86H254V87H255ZM258 86H259V85H258ZM14 87H15V86H14ZM16 87H17V86H16ZM16 87H15V88H16ZM30 87H31V85H30ZM128 87H129V86H128ZM189 87H190V84H189ZM189 87H188V88H189ZM192 87H193V84H192ZM194 87H196V84H195ZM199 87H200V85L198 86V91H199L200 88H201V87H200V88H199ZM209 87H210V86H209ZM223 87H224V86H223ZM230 87H231V85H230ZM259 87H260V86H259ZM259 87H257V88H259ZM22 88H23V87H22ZM26 88H27V87H26ZM202 88H203V87H202ZM202 88H201V89H202ZM206 88H207V87H206ZM215 88H216V87H215ZM224 88H225V87H224ZM228 88H229V87H228ZM228 88H227V89H228ZM232 88H233V87H232ZM238 88H239V87H238ZM250 88H249V89H250ZM262 88H264V87H262ZM6 89H7V88H6ZM10 89H11V88H10ZM12 89H13V88H12ZM12 89H11V90H12ZM56 89H57V87H56ZM137 89H139V87H138ZM193 89H194V88H193ZM208 89H209V88H208ZM229 89H230V88H229ZM234 89H235V87H234ZM253 89H255V88H253ZM11 90H10V91H11ZM67 90H68V89H67ZM71 90H72V86H71ZM125 90H126V89H125ZM130 90H131V89H130ZM134 90H135V89L133 88V91H134ZM186 90H187V89H186ZM204 90H206V89L204 88ZM204 90H203V91H204ZM209 90H211V89H209ZM209 90H208V92H209ZM220 90H221V89H220ZM223 90H224V89H223ZM239 90H240V88H239ZM250 90H251V89H250ZM256 90H257V89H256ZM256 90H255V91H256ZM58 91H59V90H58ZM63 91H64V90L59 91L60 93H57L56 90H55V92L58 94L57 98L59 99L60 104H62V106H60V107H62V108H66V106H68V110H71V109L74 108V103H73V105L70 104V103H72V102H69L70 96H69L67 93H65L66 91H65L64 93H62ZM131 91H132V90H131ZM184 91H185V90H184ZM190 91H191V90H190ZM196 91H197V90H196ZM196 91H195V92H196ZM211 91H212V90H211ZM225 91H226V89H225ZM240 91H241V90H240ZM242 91H243V92H242ZM242 91H241V92H242L243 94H242L241 96H239V97H241V99H243L244 96H245V94H244V90H243V89H242ZM247 91H248V90H247ZM252 91H253V90H252ZM252 91H251V93H252ZM259 91H261V90H259ZM134 92H136V91H134ZM138 92H139V91H138ZM182 92H183V91H182ZM205 92H207V91H205ZM208 92H207V93H208ZM215 92H216V91H215ZM221 92H222V93H221ZM221 92H219L218 94H220V95H221V94H224V93H223L224 91H221ZM234 92H235V90H234ZM236 92H237V90H236ZM241 92H240V93H241ZM256 92H257V91H256ZM262 92H263V90H262ZM75 93H76V92H75ZM123 93H125V91H124ZM126 93H127V92H126ZM130 93H131V92H130ZM187 93H189V92H187ZM197 93H198V92H197ZM200 93H201V92L199 91V94H200ZM203 93H204V92H203ZM209 93H210L209 95L211 96V95H212L211 92H209ZM229 93H230V92H229ZM229 93H228V94H229ZM232 93H233V92H232ZM232 93H231V94H232ZM245 93H246V91H245ZM257 93H258V92H257ZM53 94H55V93H53ZM127 94H129V92H128ZM139 94H140V93H139ZM142 94H143V93H142ZM185 94H186V93H185ZM185 94H183V95H185ZM193 94H195V93H193ZM199 94H198V95H199ZM214 94H216V93H214ZM252 94H254V93H252ZM260 94H262V93H260ZM1 95H2V93H1ZM55 95H56V94H55ZM77 95H78V94H77ZM132 95H133V94H132ZM181 95H182V94H181ZM203 95H205V94H203ZM235 95H236V94H235ZM238 95H239V93H238ZM243 95H244V96H243ZM250 95H251V94H250ZM262 95H264V93H263ZM2 96H3V95H2ZM13 96H14V93H13ZM124 96H125V94H124ZM128 96L131 97L130 95H128ZM133 96H134V95H133ZM137 96H138V95H136V97H137ZM192 96H194V95H192ZM207 96H208V95H207ZM207 96H206V97H207ZM212 96H213V95H212ZM217 96H219V95H217ZM217 96H216V97H217ZM229 96H230V95H229ZM236 96H237V95H236ZM242 96H243V98H242ZM252 96H253V95H252ZM252 96L250 97V100L248 99L249 101H251V99H252L253 97H255L256 95L253 96V97H252ZM10 97H11V96H10ZM122 97H123V95H122ZM139 97H140V96H139ZM142 97H143V96H142ZM181 97H182V96H181ZM186 97H187V94H186ZM190 97H191V96H190ZM196 97H197V95H196ZM198 97H199V96H198ZM201 97H203V96H201ZM220 97H221V96H220ZM231 97H232V96H231ZM248 97H249V96H248ZM257 97H259V96L257 95ZM0 98H1V97H0ZM7 98H9V96H7ZM13 98H14V97H13ZM52 98L55 99V97H52ZM134 98H135V96H134ZM179 98H180V97H179ZM183 98H185V97H183ZM203 98H204V97H203ZM207 98H208V97H207ZM223 98H224V97H223ZM229 98H230V97H229ZM229 98H228V99H229ZM233 98L235 99V96H233ZM245 98H246V96H245ZM259 98H260V97H259ZM4 99H6V98H4ZM14 99H15V98H14ZM78 99H79V98H78ZM124 99H126V96H125ZM143 99H144V98H143ZM187 99L189 100V98H187ZM192 99H195V98H192ZM198 99H199V98H198ZM201 99H202V98H201ZM201 99H200V100H201ZM208 99H212V98H208ZM217 99H219V98H217ZM217 99H216V100H217ZM11 100H12V99H10V101H11ZM15 100H16V99H15ZM131 100H132V99H131ZM135 100H136V98H135ZM138 100H139V99H138ZM138 100H137L136 102H138ZM141 100H142V99H141ZM180 100H182V99H180ZM190 100H191V99H190ZM190 100H189V103L191 102ZM196 100H197V99H196ZM196 100H195V101H196ZM203 100H204V99H203ZM213 100H214V99H213ZM213 100H211V101H213ZM223 100H224V99H223ZM223 100H222V101H223ZM235 100H236V99H235ZM246 100H247V98H246ZM253 100H255V99H253ZM260 100H261V99H260ZM1 101H2V100H1ZM3 101H4V100H3ZM5 101H6V100H5ZM17 101H18V100H17ZM73 101H74V100H73ZM75 101H77V100H75ZM124 101H126V100H124ZM145 101H146V100H145ZM145 101H144V102H145ZM197 101H198V100H197ZM205 101H206V100H205ZM219 101H220V100H219ZM222 101H221V103H222ZM230 101H232V100H230ZM233 101H234V100H233ZM237 101H238V99H237ZM243 101H244V99H243ZM255 101H256V100H255ZM12 102H13V101H12ZM14 102H16V101H14ZM14 102H13V103H14ZM53 102H54V103H58V102H56L55 100H54ZM126 102L128 103V101H126ZM141 102H142V101H141ZM179 102H180V101H179ZM182 102H183V100H182ZM193 102H194V101H193ZM198 102H199V101H198ZM206 102L208 103V101H206ZM215 102H216V101H215ZM246 102H247V101H246ZM253 102H254V101H253ZM258 102H259V101H258ZM8 103H9V102H8ZM186 103H187V102H186ZM186 103H184L185 106L183 105L184 108L187 107ZM213 103H214V101H213ZM221 103H220V104H221ZM224 103H227V104L230 105V102H229V101H228V102L226 101V102H224ZM224 103H223V104H224ZM239 103H240V101H239ZM239 103H238V104H239ZM247 103H248V102H247ZM0 104H1V103H0ZM11 104H12V103H11ZM18 104H20V103L17 102V106H18ZM78 104H79V102H78ZM198 104H199V103H197V106H201V107H203L202 105H198ZM201 104H202V101H201ZM203 104H204V102H203ZM209 104H210V101H209ZM218 104H219V103H218ZM218 104H213V105L215 106V105H218ZM220 104H219V105H220ZM243 104H244V103H243ZM249 104H251V103H249ZM5 105H7V102H6ZM9 105H10V104H9ZM9 105H8V106H9ZM29 105H30V104H29ZM56 105H58V104H56ZM75 105H76V104H75ZM129 105H131V104H129ZM129 105H128V106H129ZM138 105H139V104H138ZM166 105H167V104H166ZM166 105H165V106H166ZM173 105H174V104H173ZM180 105H182V104L180 103ZM188 105H189V104H188ZM190 105H191V103H190ZM190 105H189V106H190ZM194 105H195V102H194ZM194 105H193V106H194ZM210 105H212V104H210ZM234 105H235V104H234ZM247 105H248V104H246V106H247ZM1 106H2V105H1ZM1 106H0V107H1ZM8 106H7V107H8ZM13 106H14V104H13ZM35 106H36V105H35ZM77 106H78V105H77ZM141 106H142V104H141ZM141 106H140V107H137V108H141ZM144 106H147V105H144ZM148 106H149V105H148ZM155 106H156V105H155ZM158 106H159V105H158ZM163 106H164V105H163ZM163 106H161V107H163ZM189 106H188V107H189ZM195 106H196V105H195ZM195 106H194V107H195ZM208 106H209V105H208ZM226 106H227V105H226ZM236 106H237V104H236L234 107H236ZM238 106H239V105H238ZM240 106L242 107V105H240ZM240 106H239V107H240ZM248 106H249V105H248ZM5 107H6V106H5ZM21 107H22V106H21ZM23 107H25V106H23ZM32 107H34V106H32ZM32 107H31V108L29 107V108L32 109ZM37 107H38V106H37ZM51 107L54 108V106H51ZM151 107H152V106H151ZM168 107H169V106H168ZM175 107H176V106H175ZM178 107L180 108V106H178ZM181 107H182V106H181ZM205 107H206V105H205ZM205 107H204V108H205ZM219 107H222V106H219ZM229 107L232 108V105L229 106ZM243 107H244V106H243ZM10 108H11V106L9 107V109H10ZM12 108H13V107H12ZM16 108H17V107H16ZM16 108H15V109H16ZM29 108H28V109H29ZM38 108H39V107H38ZM53 108H52V109H53ZM77 108H78V107H77ZM144 108H145V107H144ZM144 108H143V110H144ZM146 108H147V107H146ZM146 108H145V110H146ZM149 108H150V107H149ZM166 108H167V107H165V108H163V109L166 111V110L168 109V108H167V109H166ZM192 108H193V107H192ZM208 108L210 109V107H208ZM208 108H207V109H208ZM211 108H212V107H211ZM222 108L225 109V107H222ZM227 108H228V107H226V109H227ZM231 108H230V109H231ZM6 109H7V108H6ZM17 109H18V108H17ZM26 109H27V108H26ZM28 109H27V111H28ZM39 109H41V107H40ZM60 109H61V108H60ZM126 109H127V108H126ZM128 109H129V108H128ZM147 109H148V108H147ZM175 109H176V108H175ZM181 109H182V108H181ZM194 109H195V110H193V109H192V110H193V111H196V110H198V109L200 110V108H198V109H197V108H194ZM201 109H203V108H201ZM207 109H206V110H207ZM217 109H218V108H217ZM236 109H237V108H236ZM243 109H245V108H243ZM246 109H247V108H246ZM4 110H5V109H4ZM4 110L2 109L3 112H4ZM11 110H14V109H11ZM37 110H38V109H37ZM54 110H55V109H54ZM65 110H66V109H65ZM141 110H142V109H141ZM143 110H142V111H143ZM148 110H149V109H148ZM152 110H153V108H152ZM154 110H155V109H154ZM157 110H158V107H157ZM188 110H189V108H188ZM221 110H222V109H221ZM231 110H232V109H231ZM238 110H239V109H238ZM0 111H1V109H0ZM15 111H16V110H15ZM19 111H20V110H19ZM23 111H24V110L22 109V112H23ZM49 111L51 112L50 109H49ZM56 111H57V110H56ZM66 111H67V110H66ZM142 111H141V114L144 113V111H143V113H142ZM169 111H170V110H169ZM175 111H176V110H175ZM211 111H212V110H211ZM216 111L218 112V110H215V112H216ZM228 111H230V110H229V109L226 110L227 113H228ZM240 111H241V110H240ZM10 112H11V111H10ZM10 112H9V113H10ZM24 112H25V111H24ZM24 112H23V113H24ZM28 112H32V111L30 110V111H28ZM37 112H39V111H37ZM44 112H45V111H44ZM58 112L61 113V111H58ZM69 112H70V111H69ZM145 112H146V111H145ZM150 112H152V111H150ZM153 112H156V110L153 111ZM157 112H158V111H157ZM157 112L155 113L156 115L158 114ZM160 112H161V111H159V114H160ZM162 112H163V111H162ZM162 112H161V113H162ZM166 112H168V111H166ZM177 112L179 113V115L181 114V112H179L178 109H177ZM177 112H176V113H177ZM200 112H201V111H200ZM207 112H209V111L207 110ZM219 112H220V111H219ZM219 112H218V113H219ZM221 112H222V111H221ZM238 112H239V111H238ZM17 113H19V112H17ZM25 113H26V112H25ZM25 113H24V115H25ZM34 113H36V112L34 111ZM42 113H43V112L41 111V114H42ZM47 113H48V112H47ZM47 113L45 112L46 115H47ZM51 113H53V111H52ZM55 113H56V112H54V114H55ZM76 113H77V112H76ZM126 113H128V112H126ZM137 113H138V112H137ZM164 113H165V112H164ZM168 113H169V112H168ZM183 113H184V112L182 111V114H183ZM186 113L189 114L188 111H187ZM186 113H185L184 115H186ZM194 113H195V112H194ZM198 113H199V111H198ZM201 113H202V112H201ZM201 113H200V115H202ZM211 113H212V112H211ZM223 113H224V112H223ZM20 114H21V113H20ZM29 114H30V113H29ZM63 114H64V113H63ZM124 114H125V113H124ZM139 114H140V113H139ZM152 114L154 115V113H152ZM152 114H151V115H152ZM159 114H158V115H159ZM166 114H167V113H166ZM169 114H170V113H169ZM182 114H181V116H182ZM196 114H197V113H196ZM205 114H206V113H205ZM209 114H210V113H209ZM214 114H215V113H214ZM224 114H225V113H224ZM27 115H28V114H27ZM43 115H44V114H43ZM50 115H52V114H50ZM68 115H69V114H68ZM70 115H71V114H70ZM75 115H77V114H75ZM75 115H74V116H75ZM125 115H126V114H125ZM127 115H128V114H127ZM144 115H145V114H144ZM144 115H143V116H144ZM146 115L149 116L148 113H146ZM158 115H157V116H158ZM160 115H161V114H160ZM179 115H176V116L178 117ZM197 115H199V114H197ZM207 115H208V114H206V116H207ZM210 115H211V114H210ZM212 115H213V114H212ZM19 116H22V115H19ZM31 116H32V114H31ZM31 116H30V117H31ZM36 116H37V114H36ZM41 116H42V115H41ZM44 116H45V115H44ZM48 116H49V113H48ZM48 116H47V117H48ZM62 116H63V115H62ZM131 116H134V115L132 114ZM141 116H142V115H141ZM161 116H163V115H161ZM161 116H159V118H160ZM165 116H166V115H165ZM169 116H170L169 118L171 119V114H170ZM181 116H180V117H181ZM193 116H194V115H193ZM206 116L204 115V112H203V116H202V118L205 117V119L209 120V119H208L209 115H208L207 118H206ZM226 116H227V114H226ZM262 116H263V115H262ZM16 117H17V116H16ZM25 117H28V116H25ZM34 117H35V116H34ZM39 117H40V116H39ZM59 117H60V116H59ZM68 117H69V116H68ZM151 117H152V116H151ZM151 117H148V119L151 118ZM154 117H155V116H154ZM184 117H185V116H184ZM187 117H188V116H187ZM187 117H186V119H187ZM190 117H191V116H190ZM195 117H196V116H195ZM195 117H194V118H195ZM214 117H215V115H214ZM227 117H228V116H227ZM227 117H226V118H227ZM18 118H19V117H18ZM35 118H36V117H35ZM69 118H71V116H70ZM72 118H73V117H72ZM76 118H77V116H76ZM127 118H128V117H127ZM136 118H137V117H136ZM141 118H142V117H141ZM178 118H179V117H178ZM191 118H193V117H191ZM209 118H210V117H209ZM263 118H264V116H263ZM21 119H22V118H21ZM26 119H27V118H26ZM29 119H30V118H29ZM39 119H40V118H39ZM42 119H43V118H42ZM45 119H46V118H45ZM45 119H43V120H45ZM64 119H65V118H64ZM130 119H131V117H130ZM133 119H135V118H133ZM133 119H132V120H133ZM146 119H147V117H146ZM157 119H158V118H157ZM161 119H163V118H161ZM161 119H160V121H161ZM164 119H166V118H164ZM164 119H163V120H164ZM167 119H168V118H167ZM181 119H183V118H181ZM186 119H185V120H186ZM188 119H189V120L187 121V123H188L189 121L191 122V119H190V118H188ZM196 119H197V118H196ZM196 119H195V120H196ZM205 119H204V121H205ZM211 119H212V118H211ZM213 119H215V118H213ZM213 119H212V120H213ZM227 119H229V118H227ZM19 120H20V118H19ZM22 120H25V118L22 119ZM33 120H34V119H33ZM60 120H61V119H60ZM66 120H67V118H66ZM128 120H129V118H128ZM135 120H136V119H135ZM151 120H152V118L149 119L150 123H151ZM158 120H159V119H158ZM200 120H201V119H200ZM215 120H216V119H215ZM219 120H220V119H219ZM31 121H32V120H31ZM61 121H62V120H61ZM124 121H125V120H124ZM129 121H130V120H129ZM145 121H146V120H145ZM153 121H154V120H153ZM165 121H166V122H164V123L166 124L167 121H169V120H165ZM197 121H198V120H197ZM197 121H196L195 123L192 122V123H193L192 126H193L194 124H196ZM201 121H202V120H201ZM210 121H211V120H210ZM226 121H228V120H226ZM229 121H230V120H229ZM29 122H30V120H29ZM34 122H36V121H34ZM63 122H64V121H63ZM63 122H62V123H63ZM67 122H68V121H66V123H67ZM130 122H132V121H130ZM130 122H129V123H130ZM136 122H138V121H136ZM147 122H148V121H147ZM155 122H156V120H155ZM157 122H158V121H157ZM162 122H163V121H162ZM171 122H172V121H171ZM171 122H170V124H172ZM181 122H182V121H181ZM184 122H185V121H184ZM198 122H199V121H198ZM202 122H203V121H202ZM207 122H208V121H207ZM212 122H213V121H212ZM212 122H211V123H212ZM39 123H40V122H39ZM140 123H141V122H140ZM158 123H159V122H158ZM158 123H157V124H158ZM182 123H183V122H182ZM185 123H186V122H185ZM208 123H210V122H208ZM215 123H216V122H215ZM227 123H228V122H227ZM21 124H22V123H21ZM28 124H29V123H28ZM32 124H33V123H32ZM37 124H38V123H37ZM68 124H69V123H68ZM137 124H139V123H137ZM141 124H142V123H141ZM141 124H140V125H141ZM170 124H169V125H170ZM188 124H189V123H188ZM188 124H187V125H188ZM190 124H191V123H190ZM198 124H201V123H198ZM218 124H219V122L216 124V126H218ZM23 125H24V124H23ZM39 125H40V124H39ZM66 125H67V124H66ZM133 125H134V124H133ZM135 125H136V123H135ZM135 125H134V126H135ZM142 125H143V124H142ZM142 125H141V126H142ZM154 125H156V124H154ZM184 125H185V124H184ZM187 125H186L184 128H186ZM196 125H197V124H196ZM207 125H209V124H207ZM207 125H206V126H207ZM220 125H222V124L220 123ZM37 126H38V125H37ZM37 126H35V127H37ZM131 126H132V124H131ZM167 126H168V125H167ZM190 126H191V125H190ZM190 126H188V127H190ZM200 126H201V125H200ZM200 126H199V127H200ZM203 126H204L203 128H207V127H205V125H203ZM216 126H215V128H219V130H221L220 127H216ZM11 127H12V125H11ZM26 127H27V126H26ZM30 127H33V126L30 125ZM132 127H133V126H132ZM136 127H137V126H136ZM143 127H144V126H143ZM143 127H142V129H143ZM146 127L148 128L149 126L146 125ZM170 127H171V126H170ZM188 127H187V129H190V128H188ZM211 127H212V125H211ZM40 128H41V127H40ZM43 128H44V127H43ZM43 128H42L41 130H43ZM133 128H134V127H133ZM150 128H151V127H150ZM150 128H148V129H146V130H149ZM154 128H155V127H154ZM192 128H194V127H192ZM195 128H196V127H195ZM208 128H209V126H208ZM208 128H207V129H208ZM213 128H214V126H213ZM223 128H224V127H223ZM223 128H222V129H223ZM11 129H12V128H11ZM33 129H34V127H33ZM33 129H32V130H33ZM57 129H59V128H57ZM69 129L71 130V126H70ZM72 129H73V128H72ZM137 129H138V128H137ZM140 129H141V128H140ZM140 129H138V130H140ZM151 129H152V128H151ZM159 129H160V125H159ZM161 129H162V126H161ZM197 129H199V128H197ZM207 129H206V131H207ZM209 129H210V128H209ZM13 130H14V129H13ZM29 130H30V129H27L26 131H28V133H30ZM39 130H40V129H39ZM44 130H45V129H44ZM44 130H43V132H44ZM53 130H54V129H53ZM62 130H63V129H62ZM134 130H135V129H134ZM146 130H145V131H146ZM153 130H155V129H153ZM157 130H158V129H157ZM166 130H167V129H165V131H166ZM168 130H169V129H168ZM184 130H185V129H184ZM191 130H192V129H191ZM216 130H217V129H216ZM219 130H218V131H219ZM35 131H38V130L35 129ZM46 131H47V130H46ZM55 131H56V130H54V132H55ZM59 131H60V130H59ZM64 131H65V130H64ZM155 131H156V130H155ZM160 131H161V130H160ZM171 131H172V130H171ZM195 131H196V130H195ZM200 131H201V130H200ZM203 131H204V130H203ZM208 131H209V130H208ZM213 131H214V130H212L211 132H213ZM3 132H5V131H3ZM7 132H8V131H7ZM7 132H6V133H7ZM39 132H40V131H39ZM48 132H49V130H48ZM48 132H46V133H48ZM51 132H52V131H51ZM56 132H58V130H57ZM138 132H139V131H137V133H138ZM147 132H148V131H147ZM147 132H146V133H147ZM150 132H151V131H150ZM150 132H149V133H150ZM174 132H175V131H174ZM181 132H182V131H181ZM187 132L189 133V131H187ZM190 132H191V131H190ZM211 132H210V133H211ZM216 132H217V131H216ZM216 132H214V134H215ZM6 133H5V134H6ZM10 133H11V131H10ZM26 133H27V132H26ZM32 133H33V132H32ZM35 133H36V132H35ZM46 133H45V134H46ZM58 133H60V132H58ZM63 133H64V132H63ZM68 133H69V132H68ZM74 133H75V132H73V134H74ZM142 133H143V132H142ZM154 133H155V132H154ZM164 133H165V132H164ZM168 133H170V132L168 131ZM194 133H195V132H194ZM197 133H198V132H197ZM36 134H37V133H36ZM45 134H44V135H45ZM53 134H54V133H53ZM53 134H52V136H53ZM65 134H66V133H65ZM65 134H64V135H65ZM71 134H72V133H71ZM71 134H67V135H71ZM140 134H141V133H140ZM143 134H145V133H143ZM143 134H142V135H143ZM157 134H158V132H157ZM160 134H161V132H160ZM175 134H176V133H175ZM212 134H213V133H212ZM217 134H218V132H217ZM219 134H220V133H219ZM219 134H218V137L220 136ZM8 135L11 136L10 134H8ZM28 135H29V134H28ZM48 135H49V134H48ZM54 135H55V134H54ZM60 135H61V134H60ZM82 135H83V134H82ZM136 135H138V134H136ZM142 135H141V137H142ZM147 135H148V134H147ZM151 135H152V134H151ZM153 135H154V134H153ZM165 135H166V134H165ZM170 135H171V133H170ZM173 135H174V134H173ZM182 135H187V133H186V134H183V133H182V134H181V137H182ZM190 135H191V134H190ZM221 135H222V134H221ZM14 136H15V135H14ZM19 136H20V135H19ZM19 136H18V137H19ZM25 136H27V135L25 134ZM34 136H35V135H34ZM40 136H42V135L40 134ZM52 136H51V137H52ZM57 136H58V135H57ZM73 136H74V135H72V137H73ZM139 136H140V135H139ZM139 136H138V138H139ZM145 136H146V134H145ZM156 136H157V135H156V133H155V138H156ZM167 136H168V135H167ZM193 136H194V134H193ZM195 136H196V135H195ZM200 136H201V135H200ZM216 136H217V135H216ZM16 137H17V136H16ZM21 137H24V136H21ZM37 137H39V136H37ZM42 137H43V136H42ZM47 137H48V136H47ZM53 137H54V136H53ZM61 137H62V136H61ZM78 137H79V136H78ZM86 137H87V136H86ZM141 137H140V138H141ZM147 137H148V136H147ZM158 137H159V135H158ZM160 137H161V136H160ZM175 137H176V136H175ZM188 137H189V136H188ZM218 137H217V138H218ZM19 138H20V137H19ZM31 138H32V137H31ZM39 138H40V137H39ZM58 138H60V136H59ZM69 138H71V137L69 136ZM69 138H68V139H69ZM75 138H76V137H75ZM75 138L73 137V138H71V139H75ZM152 138H153V137H152ZM163 138H164V136H163ZM163 138H161V139H163ZM166 138L169 139L170 137H166ZM173 138H174V136H173ZM184 138H185V136H184ZM184 138H183V140H184ZM190 138H191V140H192V136H191ZM214 138H215V135H214L213 139H214ZM20 139H21V138H20ZM20 139H18V140H20ZM24 139H25V138H24ZM27 139L30 140V137L27 138ZM34 139H35V138H34ZM56 139H57V138H56ZM61 139H62V138H61ZM144 139H145V138H144ZM158 139H159V138H158ZM175 139H176V138H175ZM177 139L179 140V138H177ZM177 139H176V140H177ZM197 139H198V138H197ZM215 139H216V138H215ZM21 140H22V139H21ZM21 140H20V141H21ZM41 140H42V139H41ZM44 140H45V139L43 138V141H44ZM53 140L55 141V139H53ZM53 140L51 139V141H53ZM79 140H81V139H79ZM85 140H86V139H85ZM163 140H164V139H163ZM166 140H167V139H166ZM181 140H182V139H181ZM185 140H186V139H185ZM22 141H24V140H22ZM37 141H38V140H37ZM39 141H40V140H39ZM46 141H47V140H46ZM69 141H70V140H69ZM69 141H68V142H69ZM72 141H73V140H72ZM77 141H78V140H77ZM145 141H149V140L147 139V140H145ZM145 141H144V142H145ZM150 141H151V140H150ZM167 141H169V140H167ZM187 141H188V139H187ZM195 141H196V140H195ZM197 141H198V140H197ZM202 141H203V140H202ZM15 142L17 143L16 140H15ZM25 142H27V144H28V141H25ZM35 142H36V141H35ZM35 142H34V143H35ZM47 142H48V141H47ZM47 142H45V143H47ZM79 142H80V141H79ZM79 142H78V146L81 144V143L79 144ZM83 142H84V139H83ZM169 142H170V141H169ZM181 142H182V141H181ZM185 142H186V141H185ZM188 142H189V141H188ZM193 142H194V141H193ZM18 143H19V142H18ZM29 143H30V141H29ZM45 143H44V144H45ZM71 143H72V142H71ZM75 143H76V145H77V142H76V141H75ZM85 143H86V142H84V144H85ZM87 143H88V139H87ZM148 143H149V142H148ZM172 143H173V141H172ZM179 143H180V142H179ZM182 143H184V142H182ZM190 143H191V141H190ZM194 143H195V142H194ZM200 143H201V142H200ZM27 144H25V145H27ZM35 144H36V143H35ZM38 144H39V142H38ZM42 144H43V142H42ZM47 144H48V143H47ZM60 144H61V143H59V145H60ZM89 144H90V143H89ZM146 144H147V143H146ZM168 144H169V143H168ZM170 144H171V143H170ZM185 144H186V143H184V145H185ZM191 144H192V143H191ZM198 144H199V143H198ZM30 145H31V144H30ZM51 145H52V143H51ZM51 145H50V146H51ZM55 145H56V144H55ZM59 145H58V147H59ZM70 145H71V144H70ZM174 145H175V144H174ZM184 145H182V146L184 147ZM186 145H187V144H186ZM195 145H196V144H195ZM195 145H194V146H195ZM19 146H20V145H18V147H19ZM27 146H28V145H27ZM33 146H34V144H33ZM38 146H40V145H38ZM52 146H53V145H52ZM61 146H62V145H61ZM61 146H60V147H61ZM65 146H66V145H65ZM65 146H64V147H65ZM74 146H75V145H74ZM74 146H73V147H74ZM82 146H83V145H82ZM88 146H89V145H88ZM177 146H178V145H177ZM182 146H181V148H182ZM188 146H189V143H188ZM188 146H185V148L187 149ZM194 146H193V147H194ZM197 146H198V145H197ZM197 146H196V147H197ZM199 146H200V145H199ZM45 147H46V145H45ZM58 147H57V149H58ZM69 147H71V146H69ZM80 147H81V145H80ZM89 147H90V146H89ZM168 147H170V146H168ZM172 147H173V146H172ZM190 147H191V146H190ZM11 148H12V147H11ZM11 148H10V149H11ZM13 148H14V147H13ZM13 148H12V149H13ZM29 148H30V147H29ZM34 148H35V147H34ZM34 148H33V149H34ZM37 148H38V147H36V149H37ZM42 148H43V147H42ZM71 148H72V147H71ZM176 148H177V147H176ZM24 149H25V148H24ZM33 149H32V150H33ZM46 149H47V148H46ZM54 149H56V148H54ZM62 149H64V148H62ZM79 149H80V148H79ZM170 149H171V147H170ZM170 149H169V150H170ZM173 149H175V148H173ZM196 149H197V148H196ZM27 150H28V149H27ZM66 150H67V149H66ZM73 150H74V149H73ZM75 150H76V149H75ZM75 150H74V151H75ZM85 150H86V149H85ZM175 150H176V149H175ZM182 150H183V149H182ZM17 151H18V148H17ZM20 151H21V150H20ZM30 151H31V150H30ZM62 151H63V150H62ZM64 151H65V150H64ZM70 151H71V149H70ZM70 151H69V152H70ZM74 151H73V152H74ZM86 151H87V150H86ZM183 151H184V150H183ZM188 151H189V149H188ZM188 151H187V152H188ZM191 151H192V150H191ZM14 152H15V151H14ZM21 152H22V155H23V154H25L27 151H26V150H22ZM21 152H20V153H21ZM32 152L34 153V151H32ZM32 152H31V153H32ZM35 152H36V151H35ZM76 152L79 153V150L76 151ZM174 152H175V151H174ZM177 152H178V151H177ZM207 152H208V151H207ZM29 153H30V152H29ZM41 153H43V152H41ZM45 153H47V152L45 151ZM52 153H53V152H52ZM65 153H66V152H65ZM74 153H75V152H74ZM78 153H77V154H78ZM171 153H173L172 150H171ZM178 153H179V152H178ZM183 153H184V152H183ZM191 153H192V152H191ZM193 153H194V151H193ZM205 153H206V152H205ZM210 153H211V151H210ZM59 154H60V153H59ZM61 154H62V153H61ZM69 154H71V153H69ZM75 154H76V153H75ZM77 154H76V155H77ZM81 154H82V153H80V155H81ZM173 154H174V153H173ZM179 154H180V153H179ZM181 154H182V152H181ZM184 154H185V153H184ZM187 154H188V153H187ZM189 154H190V153H189ZM207 154H208V153H207ZM29 155H30V154H29ZM31 155H32V154H31ZM34 155H35V154H34ZM37 155H39V154H37ZM40 155H42V154H40ZM40 155H39V156H40ZM44 155H45V154H44ZM62 155H63V154H62ZM169 155H170V153H169ZM194 155H195V153H194ZM45 156H46V155H45ZM64 156H67V154H65ZM69 156H70V155H69ZM69 156H68V157H69ZM78 156H79V155H78ZM82 156H83V154H82ZM172 156L175 157V154L172 155ZM191 156H192V155H191ZM191 156H190V157H191ZM195 156H196V155H195ZM22 157H23V156H22ZM26 157H27V155H26ZM40 157H41V156H40ZM57 157H58V156H57ZM59 157H61V156L59 155ZM68 157H67V158H68ZM71 157H72V156H71ZM73 157H75V156H73ZM79 157L81 158V156H79ZM83 157L85 158V156H83ZM177 157H178V156H177ZM179 157H180V156H179ZM184 157H186V155H185ZM192 157H193V156H192ZM192 157H191V158H192ZM42 158H43V157H42ZM46 158H47V157H45V159H46ZM181 158H183L182 155H181ZM186 158H188V157H186ZM197 158H198V156H197ZM197 158H196V159H197ZM22 159H23V158H22ZM31 159H32V158H31ZM33 159H35V158H33ZM33 159H32V160H33ZM37 159H38V158H37ZM40 159H41V158H40ZM65 159H66V158H65ZM26 160H27V159H26ZM28 160H29V159H28ZM28 160H27V161H28ZM61 160H62V159H61ZM68 160H69V158H68ZM75 160H76V157H75ZM75 160H74V161H75ZM79 160H80V159L78 158L77 161H79ZM82 160H83V159H82ZM181 160H183V159H180V161H181ZM186 160H187V159H186ZM35 161H36V160H35ZM35 161H34V163H35ZM44 161H46V160H44ZM53 161H54V160H53ZM64 161H65V160H64ZM74 161H73V162H74ZM21 162H22V160H21ZM21 162H20V163H21ZM41 162H42V161H41ZM46 162H47V161H46ZM71 162H72V161H71ZM80 162H81V160H80ZM80 162H78L77 164H79ZM30 163H31V162H30ZM34 163H33V165H34ZM37 163H38V162H37ZM37 163H36V164H37ZM42 163H43V162H42ZM60 163H61V161H60ZM211 163H213V162H211ZM31 164H32V163H31ZM53 164H54V163H53ZM68 164H69V162H68ZM72 164H73V163H72ZM88 164H89V163H87V164H85V165H88ZM63 165L65 166V164H63ZM79 165L82 166L83 164H82V165L79 164ZM85 165H84V167H85V168H84V172L86 173L85 170H86V167H87V166H85ZM211 165H212V164H210V166H211ZM214 165H215V163H214ZM262 165H263V164H262ZM19 166H20V165H19ZM46 166H47V165H46ZM48 166H49V165H48ZM60 166H61V164H60ZM60 166H59V167H60ZM68 166H69V165H68ZM89 166H90V165H89ZM33 167H34V166H33ZM36 167H37V165H36ZM59 167H57V168H59ZM69 167H70V166H69ZM75 167H76V166H75ZM78 167H79V166H78ZM82 167H83V166H82ZM213 167H214V166H213ZM40 168H41V167H40ZM63 168H64V167H62V169H63ZM195 168H196V167H195ZM261 168H262V167H261ZM35 169H36V168H35ZM38 169H39V168H38ZM41 169H42V168H41ZM43 169H44V168H43ZM55 169H56V167H55ZM62 169H61V170H62ZM72 169H73V168H72ZM78 169H79V168L76 169V173H77V174H78ZM81 169H82V168H81ZM196 169H198V168H196ZM196 169H195V170H196ZM207 169H208V170L210 169L209 166L207 167ZM262 169H263V168H262ZM56 170H57V169H56ZM59 170H60V169H59ZM212 170H213V169H212ZM215 170H216V169H215ZM215 170H214V171H215ZM39 171H40V169H39ZM43 171H44V170H43ZM67 171H68V170H67ZM81 171H82V170H81ZM200 171H201V170H200ZM214 171H213V172H214ZM35 172H36V171H35ZM52 172H53V170H52ZM54 172H55V170H54ZM68 172H69V171H68ZM84 172H83V173H84ZM201 172H202V171H201ZM208 172H210V171H208ZM211 172H212V171H211ZM39 173H40V172H36V174H39ZM203 173H204V172H203ZM36 174H35V175H36ZM40 174H41V173H40ZM40 174H39V175H40ZM52 174H53V173H51V175H52ZM65 174H66V173H65ZM68 174H69V173H68ZM81 174H82V173H81ZM213 174H214V173H213ZM54 175H55V174H54ZM71 175H72V174H71ZM75 175H76V174H75ZM82 175H83V174H82ZM208 175H209V174H208ZM208 175H207V176H208ZM31 176H32V175H31ZM45 176H46V175H45ZM45 176H44V178H45ZM52 176H53V175H52ZM64 176H65V175H63V177H64ZM210 176H211V175H210ZM213 176H214V175H213ZM34 177H35V176H34ZM39 177H40V176H39ZM42 177H43V175H41V178H42ZM47 177H48V176H47ZM65 177H66V176H65ZM78 177H79V176H78ZM58 178H60V177H58ZM67 178H69V177H67ZM72 178H73V177H72ZM76 178H77V177H76ZM208 178H209V176H208ZM210 178H212V177H210ZM260 178H263V177L261 176ZM260 178H258V179H260ZM32 179H33V178H32ZM51 179H52V178H51ZM51 179H50V180H51ZM69 179H70V178H69ZM74 179H75V177H74ZM258 179H256V180H258ZM29 180H30V179H29ZM29 180H28V182H29ZM46 180H47V179H46ZM206 180H207V179H206ZM261 180H262V179H261ZM18 181H19V180H18ZM21 181H22V178H21ZM32 181H33V180H32ZM43 181H44V179H43ZM52 181H53V180H52ZM56 181H57V180H56ZM60 181H61V180H59V183H60ZM63 181H66V180H63ZM63 181H62V182H63ZM67 181H68V183H69V180H67ZM75 181H76V180H75ZM77 181H78V180H77ZM259 181H260V180H259ZM24 182H25V181H24ZM28 182H27V184H28ZM33 182H35V181H33ZM44 182H45V181H44ZM54 182H55V181H54ZM208 182H210V181H208ZM257 182H258V181H257ZM29 183H30V182H29ZM52 183H53V182H52ZM55 183H56V182H55ZM259 183H262V182H259ZM25 184H26V183H25ZM30 184H31V183H30ZM50 184H51V182H50ZM53 184H54V183H53ZM23 185H24V184H23ZM28 186H30V185H28ZM33 186H36V185H33ZM33 186H32V187H33ZM59 186H60V187H63V185H58V184H57V188H59ZM15 187H16V186H15ZM21 187H22V186H21ZM26 187H27V186H26ZM43 187H44V186H43ZM47 187H48V185L46 186V188H47ZM49 187H50V186H49ZM53 187H54V186H53ZM65 187H66V186H65ZM23 188H24V187H22V189H23ZM36 188H37V187H36ZM67 188H68V187H67ZM13 189H14V187H13ZM15 189H16V188H15ZM17 189H18V188H17ZM26 189H27V188H25V190H26ZM29 189H30V188H29ZM33 189H34V188H33ZM48 189H49V188H48ZM48 189H46V191H47ZM59 189H60V188H59ZM20 190H21V188H20ZM25 190H23L22 193H23ZM54 190H56V189H54ZM67 190H69V189H67ZM30 191H31V189H30ZM58 191H59V190H58ZM62 191H63V189H62ZM14 192H16V191H14ZM20 192H21V191H20ZM26 192H27V191H26ZM32 192H33V190H32ZM52 192H53V191H52ZM54 192H55V191H54ZM56 192H57V190H56ZM64 192H65V191H64ZM16 193H17V192H16ZM27 193H29V191H28ZM27 193H26V194H27ZM61 193H62V192H61ZM69 193H70V192H69ZM24 194H25V193H24ZM24 194H22V196H23ZM29 194H30V193H29ZM46 194H49V192L46 193ZM64 194H66V192H65ZM15 195H16V194H15ZM32 195H35V194H32ZM32 195H31V196H32ZM40 195H41V196L44 195V190L42 191V190L40 189V194H36V195L34 196V198L36 197L37 199H36L35 202H33V203H35V205H36L37 207H40V209H41L42 211H46V210H48L49 207H47V205H45L44 201H41V202H40V199H38V198L40 197ZM55 195H56V194H55ZM60 195H61V194H60ZM17 196H19V195H17ZM25 196H26V195H25ZM25 196H24V197H25ZM31 196H29V197H31ZM64 196H65V195H64ZM64 196H63V197H64ZM9 197H10V196H9ZM20 197H21V196H19V198H20ZM6 198L9 200V199L12 198V197H10V198L6 197ZM14 198H15V197H14ZM22 198H23V197H22ZM16 199H18V197H17ZM24 199H25V198H24ZM27 199H28V198H27ZM43 199H44V197H43ZM53 199H54V198H53ZM59 199H60V198H59ZM61 199H62V197H61ZM2 200H3V198H2ZM4 200H5V199H4ZM0 201H1V199H0ZM10 201H11V199H10ZM20 201H21V200H20ZM50 201H51V200H50ZM21 202H22V201H21ZM26 202H27V200H26ZM28 202H30V201H28ZM48 202H49V201H48ZM132 202H133V201H132ZM132 202H131V203H132ZM134 202H135V201H134ZM13 203H17V202H16V201H15V202L13 201ZM19 203H20V202H19ZM5 204H6V203H5ZM5 204H3V205H5ZM27 204H28V203H27ZM29 204H30V203H29ZM31 204H32V203H31ZM134 204H135V203H134ZM0 205H2V201H1ZM10 205H11V204H10ZM10 205L8 204V207H10ZM18 205H19V204H18ZM18 205H17V206H18ZM22 205H24V204L22 203ZM22 205H19V207L22 206ZM32 205H34V204H32ZM12 206H13V205H12ZM12 206H11V207H12ZM27 206H28V205H27ZM48 206H50V205H48ZM3 207H4V206H3ZM13 207H14V206H13ZM13 207H12V208H13ZM14 209H15V208H14ZM16 209H17V208H16ZM32 209H33V208H32ZM34 209H35V208H34ZM38 209H39V208H38ZM5 210H6V208H5ZM5 210H4V209L2 210V209L0 208V220H2V221H0V223L2 222V224H4V225H6V224H5V221H4V219H3V218L5 217V213H6V212H4ZM21 210H22V208H21ZM27 210H28V209H27ZM30 210H31V209H30ZM57 210H58V209H57ZM61 210H62V209H61ZM7 211H8V210H7ZM10 211H11V209H10ZM31 211H32V210H31ZM31 211H30V212H31ZM36 211H37V210H36ZM42 211H41V213H42ZM62 211H63V210H62ZM13 212H14V210H13ZM16 212H17V211H16ZM18 212H20V211H18ZM18 212H17V213H18ZM67 212H68V211H67ZM26 213H27V211H26ZM31 213H32V212H31ZM47 213L49 214V212H47ZM9 214H10V213H9ZM11 214H12V212H11ZM11 214H10V215H11ZM14 214H15V213H14ZM21 214H22V212H21ZM24 214H25V213L23 212V215H24ZM56 214H57V213H56ZM18 215H19V214H18ZM7 216H9V215H7ZM11 216H12V215H11ZM14 216H15V215H14ZM16 216H17V215H16ZM21 216H22V215H20V218H21ZM24 216H25V215H24ZM47 216H49V215H47ZM56 216H57V215H56ZM67 216H68V213H67ZM67 216H66L65 213H62V214H60L59 217H58V219H61V220L63 219L62 224L66 225V230H63V231H66V236L64 235V236H65V239L63 240L65 250H63L64 252L61 253V255H59L57 258H56V256H55L56 261H55L54 263H48V264H70V262H71V256H72V260H73V254L75 253V251L77 252V250H76L74 247H75V236H76V238L78 237V236L76 235V233H77V231H79V230L76 231L75 226H73V225L67 223L68 221H65V220H68ZM25 217H26V216H25ZM9 218H10V217H9ZM13 218H14V217H13ZM17 218H18V216H17ZM23 218H24V217H23ZM30 218H31V217H30ZM43 218H45V217H43ZM254 218H255V217H254ZM256 218H257V217H256ZM258 218H259V217H258ZM6 219H7V218H6ZM6 219H5V220H6ZM26 219H27V218H26ZM11 220H13L12 217H11L10 221H11ZM14 220H15V219H14ZM16 220H17V219H16ZM43 220H44V219H43ZM55 220H56V219H55ZM252 220H253V218H252ZM252 220L249 219L248 221H252ZM255 220H256V219H255ZM255 220H254V221H255ZM257 220H258V219H257ZM263 220H264V219H263ZM27 221H28V220H27ZM258 221H261V219L258 220ZM258 221H256V223H259V225H260V222H258ZM6 222H7V220H6ZM31 222H32V221H31ZM45 222H47V221H45ZM261 222H262V221H261ZM27 223H28V222H27ZM48 223H49V222H48ZM71 223H72V222H71ZM244 223H245V225H247V224L249 225L250 222L247 223V221H245V222H243V223L240 224V225H243ZM246 223H247V224H246ZM251 223H254V222H251ZM7 224L9 225V223H7ZM51 224H52V223H50V225H51ZM74 224H75V223H74ZM262 224H263V223H262ZM4 225H1V224H0V243L3 245V248H5L10 254L13 253V255L16 257V259L14 258V260H17V263H18V264H34V263H33L34 261H33V262L31 261V255H32V254L29 255V253H28V250L30 251V249H28V250L25 249V248H26V247H25V242H26L25 239H27V237H25V238H21V237H23V236L19 235V236H21V237H19V236L16 235V234H17V233H16V234H15L16 236L14 235V236H12V237H10V238H7V237L4 235V231H3V226H4ZM45 225H46V224H45ZM55 225H56V224H55ZM75 225H76V224H75ZM77 225H78V224H77ZM77 225H76V226H77ZM237 225H239V224H237ZM255 225H256V224H255ZM255 225H254V226H255ZM257 225H258V224H257ZM257 225H256V226H257ZM259 225H258V226H259ZM29 226H31V224H30ZM42 226H43V225H42ZM62 226H63V225H62ZM62 226H60V227H62ZM249 226H250V225H249ZM251 226H253V225H251ZM254 226H253V227H254ZM256 226H255V227H256ZM7 227H8V226H5V228H7ZM77 227H79V226H77ZM238 227H240V228H238V229L240 230V232H242L241 229L243 228V226H242V228H241V226H238ZM244 227H245V226H244ZM56 228H57V227H56ZM249 228L253 229L252 227H249ZM62 229H63V228H62ZM77 229H78V228H77ZM4 230H5V229H4ZM6 231H8V230H6ZM63 231H62V232H63ZM245 231H247V230L245 229ZM8 232H9V231H8ZM238 232H239V231H238ZM79 233H80V232H79ZM5 234H7V232H6ZM18 234H21V233H18ZM63 234H64V233H63ZM10 235H12V233H10ZM22 235H23V234H22ZM25 236H26V235H25ZM64 236H63V237H64ZM29 238H30V237H29ZM79 238H80V237H79ZM224 239L226 240V238L224 237L222 242H224ZM27 240H28V239H27ZM79 240H80V239H79ZM30 241H31V239H30ZM30 241H27V242L29 243ZM78 242H79V241H78ZM235 242H236V241H235ZM31 243H32V241H31ZM61 243H62V242H61ZM225 243H226V242H225ZM1 244H0V245H1ZM79 244H80V243H79ZM79 244H78V245H79ZM221 245H222V244H221ZM80 246H81V245H80ZM28 247H29V246H28ZM30 247H31V246H30ZM130 247H131V246H130ZM242 247H243V246H242ZM234 248L236 249V247H234ZM245 248H246V247H245ZM245 248H244V249H245ZM0 249H1V248H0ZM72 249H75L74 253H72ZM77 249L79 250V246H78ZM239 249H240V248H239ZM239 249H238V250H239ZM79 251H80V250H79ZM79 251H78V252H79ZM231 251L233 252V249H232ZM231 251H230V252H231ZM241 251H242V250H241ZM230 252H229V253H230ZM31 253H32V251H31ZM234 253L236 254L235 251H234ZM75 254H77V253H75ZM237 254H238V253H237ZM55 255H56V254H55ZM228 255L231 256V255H233V254L230 253V254H228ZM33 256H35V255H33ZM33 256H32V258H33ZM74 256H75V255H74ZM77 256H78V255H77ZM77 256H75V257H77ZM131 256H132V252H131ZM233 256H235V255H233ZM35 257H36V256H35ZM35 257H34V258H35ZM129 257H130V255H129ZM129 257H128V258H129ZM227 257H228V256H227ZM52 258H53V257H52ZM52 258H51V259H52ZM1 259H2V256H1ZM3 259H4V258H3ZM35 259H36V258H35ZM37 259H38V258H37ZM130 259H131V258H130ZM214 259H216V258L214 257ZM219 259H220V257H219ZM219 259H218V260H219ZM33 260H34V259H33ZM54 260H55V259H54ZM74 260H75V259H74ZM216 260H217V259H216ZM216 260H215V261H216ZM220 260H221V259H220ZM223 260H224V259H223ZM225 260H226V259H225ZM227 260H228V258H227ZM229 260H230V259H229ZM2 261H3V260H2ZM2 261H0L1 264H2L5 260H4L3 262H2ZM37 261H38V260H36V262H37ZM39 261H40V260H39ZM39 261H38V262H39ZM43 261L45 262V260H43ZM51 261H52V260H51ZM119 261H120V260H119ZM122 261H123V260H122ZM215 261H214V263H215ZM15 262H16V261H15ZM41 262H42V261H41ZM44 262H42V264H44ZM47 262H49V261H47ZM74 262H76V261H74ZM120 262H121V261H120ZM210 262H212V260H211ZM218 262H219V261H218ZM220 262H221V261H220ZM227 262H228V264H230V263H229L230 261H227ZM4 263H5V262H4ZM12 263H13V261H12ZM71 263H72V262H71ZM216 263H217V262H216ZM222 263H224V262H222ZM225 263H226V262H225ZM15 264H16V263H15ZM36 264H38V263H36ZM46 264H47V263H46ZM73 264H74V263H73ZM212 264H213V263H212Z\"/></svg>",
	"mask_w": 264,
	"mask_h": 264
}]
</instances>
